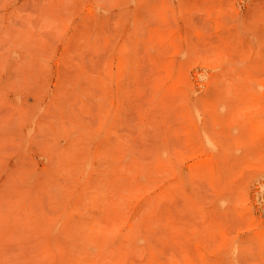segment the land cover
Wrapping results in <instances>:
<instances>
[{
    "label": "rangeland",
    "instance_id": "obj_1",
    "mask_svg": "<svg viewBox=\"0 0 264 264\" xmlns=\"http://www.w3.org/2000/svg\"><path fill=\"white\" fill-rule=\"evenodd\" d=\"M0 264H264V0H0Z\"/></svg>",
    "mask_w": 264,
    "mask_h": 264
},
{
    "label": "bare ground",
    "instance_id": "obj_2",
    "mask_svg": "<svg viewBox=\"0 0 264 264\" xmlns=\"http://www.w3.org/2000/svg\"><path fill=\"white\" fill-rule=\"evenodd\" d=\"M170 2V1H169ZM129 5H130V3H129ZM171 5H172V3H171ZM164 9V8H163ZM170 17V16H169ZM168 26V25H167ZM164 27V26H163ZM236 36V35H235ZM194 41V40H193ZM235 61V60H234ZM239 61V60H238ZM242 62V61H241ZM241 62H240V65H242L241 64ZM244 63V62H243ZM234 64V63H233ZM235 65V64H234ZM235 68H236V66H234ZM240 67V66H239ZM20 68V67H19ZM236 70H237V68H236ZM247 76V75H246ZM253 78V77H252ZM251 78V79H252ZM250 79V80H251ZM256 85H258V84H256ZM251 88V87H250ZM256 88H257V86H256ZM262 90V89H261ZM251 91V90H250ZM259 92H261L260 90H259ZM235 97V96H234ZM236 98V97H235ZM245 98H246V96H245ZM247 101V100H246ZM244 104H245V102H244ZM222 105V104H221ZM219 106V105H218ZM237 106V105H236ZM200 107V106H199ZM222 107V106H221ZM221 107H219L220 108V110H222V108ZM238 107V106H237ZM200 109V108H199ZM239 109V108H238ZM223 111V110H222ZM239 111V110H238ZM241 112V111H240ZM248 114V113H247ZM217 126V125H216ZM227 149V148H226ZM227 151V150H226ZM174 163V162H173ZM161 166V165H160ZM162 167V166H161ZM237 173V172H236ZM174 174H175V172H174ZM125 180V179H124ZM126 181V180H125ZM148 186V185H147ZM150 187V186H149Z\"/></svg>",
    "mask_w": 264,
    "mask_h": 264
}]
</instances>
